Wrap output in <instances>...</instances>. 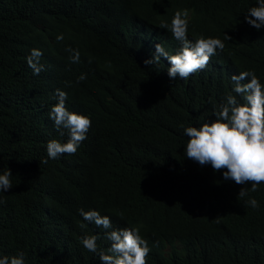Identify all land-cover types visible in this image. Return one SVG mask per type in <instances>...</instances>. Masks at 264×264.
<instances>
[{
  "label": "trees",
  "instance_id": "trees-1",
  "mask_svg": "<svg viewBox=\"0 0 264 264\" xmlns=\"http://www.w3.org/2000/svg\"><path fill=\"white\" fill-rule=\"evenodd\" d=\"M254 2L0 0V167L13 173L0 252L23 251L27 264H102L80 244L96 233L110 246L78 214L96 208L114 228H140L148 264H264V184L249 192L261 207L245 209L242 185L186 158L181 128L218 109L233 74L264 80V29L244 22ZM181 8L191 10L190 38L225 44L187 81L169 78L166 58L144 63L157 43L173 54L180 46L161 25ZM32 48L43 52L39 75L26 62ZM68 48L79 49L78 63ZM56 89L92 126L76 154L44 164L47 142L67 140L48 118Z\"/></svg>",
  "mask_w": 264,
  "mask_h": 264
},
{
  "label": "clouds",
  "instance_id": "clouds-1",
  "mask_svg": "<svg viewBox=\"0 0 264 264\" xmlns=\"http://www.w3.org/2000/svg\"><path fill=\"white\" fill-rule=\"evenodd\" d=\"M190 15L191 10L188 8L177 9L170 23L161 25L180 46L173 54L161 43H157L151 58L144 61L145 65L158 64L161 58H166L171 65L167 68L169 78L187 81L204 70L217 51L224 50L225 44L219 37H189ZM244 22L257 31L264 29V0H255L247 8ZM63 39V33L57 34V41ZM67 51L72 63H78L79 49L68 48ZM42 56L43 52L39 48H32L26 57L33 75H39L44 70V65L40 62ZM86 78V74H81L77 83ZM231 81V91L224 97L218 109L213 106L209 117L197 120L189 126L181 125L183 136L187 138L183 153L201 167L210 166L214 173L223 170L224 182L243 186L237 198L239 200L248 197L244 200V208L258 210L261 207L260 201L250 197L249 192H257L264 184V80L255 70L249 69L233 74ZM54 95L56 103L51 106L48 118L61 136L67 134V140L61 142L51 139L47 142V156L40 161L44 164L65 154H76L92 126L89 115L67 107L69 95L66 91L56 89ZM12 177L9 167H0V204L5 203L3 196L13 188ZM78 214L84 221L103 229L105 238L110 242L105 250L97 243L99 234L80 238L82 247L95 254L102 264H148L152 249L148 240L141 235L139 227L127 225L114 228L112 217L101 214L96 208L87 211L80 208ZM0 264H27L26 254L19 250L10 254L0 252Z\"/></svg>",
  "mask_w": 264,
  "mask_h": 264
}]
</instances>
